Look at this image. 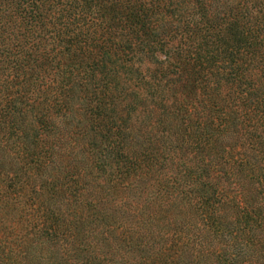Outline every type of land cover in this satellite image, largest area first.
Wrapping results in <instances>:
<instances>
[{
    "label": "trees",
    "instance_id": "16d2710c",
    "mask_svg": "<svg viewBox=\"0 0 264 264\" xmlns=\"http://www.w3.org/2000/svg\"><path fill=\"white\" fill-rule=\"evenodd\" d=\"M0 264H264V0H0Z\"/></svg>",
    "mask_w": 264,
    "mask_h": 264
}]
</instances>
